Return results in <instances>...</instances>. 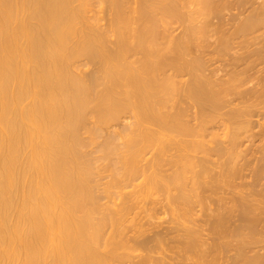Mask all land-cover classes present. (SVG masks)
Here are the masks:
<instances>
[{"label":"bare ground","instance_id":"6f19581e","mask_svg":"<svg viewBox=\"0 0 264 264\" xmlns=\"http://www.w3.org/2000/svg\"><path fill=\"white\" fill-rule=\"evenodd\" d=\"M0 264H264V0H0Z\"/></svg>","mask_w":264,"mask_h":264},{"label":"rangeland","instance_id":"374dc122","mask_svg":"<svg viewBox=\"0 0 264 264\" xmlns=\"http://www.w3.org/2000/svg\"><path fill=\"white\" fill-rule=\"evenodd\" d=\"M218 57H220V56H218ZM225 57V56H224ZM221 59H222V56H221ZM224 60V58L220 61V59L216 62L218 65L222 62ZM216 63H215V65H216ZM128 189H130V188H128ZM127 189V190H128ZM146 195H142L139 199H140V203H139V205H140V207H138L137 209H139V212H140V210H141V212H143L144 210H142V209H145V211L149 214V212L148 211H150V208L152 209L151 211H150V214L153 216H155V217H153L156 221H157V219H159L160 217V215L162 214L161 213V210L163 209H161L160 207H158V206H161L159 203H156V202H158L157 201V199L155 200V198H157V197H155V196H149V195H147L146 197H145ZM141 198H143V199H141ZM144 198H145V200L147 201V202H145V200H144ZM149 198V199H148ZM152 198V199H151ZM142 200H143V202H142ZM154 200H155V203H156V205H155V203H154ZM151 203V205H150V203ZM141 203L144 205V206H147V207H145V208H143V206H141ZM146 204V205H145ZM149 204V205H148ZM157 204H159V205H157ZM154 205V206H153ZM152 206V207H151ZM158 208H160V209H157ZM136 209V210H137ZM156 209V210H155ZM138 211V210H137ZM146 213V214H147ZM143 214H145V212H143V213H141V216H144ZM158 214H160V215H158ZM163 215H165V214H162V216L161 217H165V216H163ZM166 216H167V214H166ZM157 217V218H156ZM159 217V218H158ZM146 218V217H145ZM153 219V220H154Z\"/></svg>","mask_w":264,"mask_h":264}]
</instances>
